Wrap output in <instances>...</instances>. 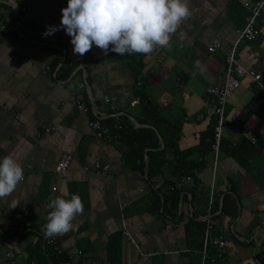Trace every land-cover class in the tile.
<instances>
[{
    "label": "crops",
    "instance_id": "crops-1",
    "mask_svg": "<svg viewBox=\"0 0 264 264\" xmlns=\"http://www.w3.org/2000/svg\"><path fill=\"white\" fill-rule=\"evenodd\" d=\"M246 1L256 0H189L190 16L169 48L105 56L93 46L79 56L63 29L42 35L60 25L68 0H0V159L11 156L24 170L15 191L0 198V264L40 262L28 258L44 242L40 229L51 211L45 205L72 194L80 196L83 213L69 232L45 239L73 264H200L206 221L224 236L226 252L219 258L209 245L205 264H257L254 256L264 245V15L259 36L235 48L237 63L261 80L241 79L228 99L217 157L203 156L208 142L200 144L213 117L217 123L204 101L206 89L224 82L225 56L237 42ZM19 7L33 23L23 36L12 30ZM211 46L218 48L209 52ZM107 99H114V110ZM77 101L86 112L76 109ZM114 115L121 128L126 119L154 133L144 135L165 159L155 188L163 192V182L174 181L184 194L177 207H153L146 168L126 155L121 137L97 139L88 127L92 119L111 127ZM174 137L179 151L195 149L187 154L199 164L192 194V179L179 181L173 173ZM64 153L71 163L61 177L53 168ZM97 162L109 167L107 176L83 172ZM225 194L235 201V216L222 212Z\"/></svg>",
    "mask_w": 264,
    "mask_h": 264
},
{
    "label": "clouds",
    "instance_id": "clouds-1",
    "mask_svg": "<svg viewBox=\"0 0 264 264\" xmlns=\"http://www.w3.org/2000/svg\"><path fill=\"white\" fill-rule=\"evenodd\" d=\"M189 0H68L61 9L59 26H47L43 37L63 29L71 37L72 52L83 56L93 46L105 56L150 54L169 48L170 38L190 16ZM23 167L11 156L0 159V198L11 195L24 179ZM51 211L41 226L45 238L63 235L83 213L78 194L56 197L45 205Z\"/></svg>",
    "mask_w": 264,
    "mask_h": 264
},
{
    "label": "built area",
    "instance_id": "built-area-1",
    "mask_svg": "<svg viewBox=\"0 0 264 264\" xmlns=\"http://www.w3.org/2000/svg\"><path fill=\"white\" fill-rule=\"evenodd\" d=\"M244 18L243 26L238 31V38L235 46L226 53V66L224 74V82L221 86H212L206 89L205 104L211 110V112L217 117L216 127L214 129L213 143L211 145L212 152L216 158L218 155L219 142L222 138V127L224 122V112L228 99L234 93L241 84V79L249 78L251 81L259 83L261 76L253 71L244 70L236 61L235 52L236 46L244 42H253L260 34V29L257 26L258 20L264 15V0L246 1L243 3ZM32 21L29 18L26 7H19L15 18L12 23V30L23 36V33L28 31L32 27ZM218 46H211L208 48L209 52H214ZM84 88L83 84L78 86L79 90ZM105 103L109 105L110 110H114V99H107ZM135 103V102H134ZM76 109L80 112H86L87 109L80 102H76ZM88 127L94 133L97 139L112 140L118 139L119 132L122 129L119 126V118L114 115V124L110 127L103 124L98 119H92L88 121ZM48 132V130H46ZM71 163V156L67 153L61 155L53 168V174L64 177L69 171ZM109 167L107 165H101L100 163H94L90 168H84L83 172L93 173L105 177L108 175ZM184 180V179H183ZM190 178L186 177L185 181H189ZM214 227L209 221H206L204 235H203V249L202 258L200 264H205V251L208 245H213L216 249V254L219 258H222L226 252V240L223 235H215ZM123 235L130 239V234L124 228ZM52 240H48L47 243L52 244ZM133 243V242H132ZM8 254L7 256H9ZM71 257V256H70Z\"/></svg>",
    "mask_w": 264,
    "mask_h": 264
},
{
    "label": "trees",
    "instance_id": "trees-1",
    "mask_svg": "<svg viewBox=\"0 0 264 264\" xmlns=\"http://www.w3.org/2000/svg\"><path fill=\"white\" fill-rule=\"evenodd\" d=\"M110 121L111 120H109L108 123ZM215 125H216L215 118L213 117V122L210 124L207 130L204 133H201L200 135V144L201 143L203 144L206 141L208 142L206 144L207 148L205 149L204 154H202L203 156L208 155L209 152H212L211 145L213 143ZM145 131L146 133L154 137V133L151 132L150 130L140 131L139 129H134L133 125L128 120L124 119L123 128L120 130L119 136L121 137L122 144L126 146V149H127L126 155L132 159V162H135V161L140 162L141 164L140 168H146L148 183H149L150 188H152L151 194H150V197L152 198V201H151L152 206L156 207L157 209L163 208V212H165L167 204H169V207H174V208L177 207L179 198L183 194L182 193L183 190L182 188H178L174 181H170V180L169 181L166 180L163 182L162 188L164 190H161L163 192H160V189L155 188L154 178L161 173V168L163 164L165 163L164 162L165 159L164 160L159 159V155H162L164 152L154 151L155 149L159 148V146L156 143L149 144L148 142L149 138L144 135ZM177 140H178L177 137H174L171 143L172 157L174 159L173 173H174V176L179 181L183 180L186 177H189L192 179L193 185L190 188L191 190L189 191L192 194V189L199 185L198 180L194 176V173H193L195 170L198 169L199 164L193 160L188 161L187 154L188 153L192 154L195 151V149L190 150V152L179 151L177 147ZM261 141L264 142V139H261ZM258 146L262 147L263 144L259 143ZM221 148H222V140H220L219 142L218 150L220 151ZM145 149H148V152L146 153L147 159H148L147 163L143 162V156H144ZM230 152L231 150H229L228 153ZM212 205L214 206V203H212ZM222 212L228 216L236 215L235 201L228 194H225L223 197ZM187 229L185 228L186 235L188 234ZM2 239H3V235L0 234V240ZM48 240L49 239H45L44 237V242H42L43 244L37 243V246L39 247V249L36 251V255L33 258L31 257L28 258V263H30L33 259H35L38 256V258H40V262L36 261L33 264H37V263L38 264H73L71 263L72 260L70 259L71 257L69 255L57 250L52 245H49L47 243ZM254 257H255L257 264H264V245L262 246L261 250L255 254ZM76 264H81V262H78Z\"/></svg>",
    "mask_w": 264,
    "mask_h": 264
},
{
    "label": "rangeland",
    "instance_id": "rangeland-1",
    "mask_svg": "<svg viewBox=\"0 0 264 264\" xmlns=\"http://www.w3.org/2000/svg\"><path fill=\"white\" fill-rule=\"evenodd\" d=\"M247 264H256L254 261H249V262H246Z\"/></svg>",
    "mask_w": 264,
    "mask_h": 264
}]
</instances>
